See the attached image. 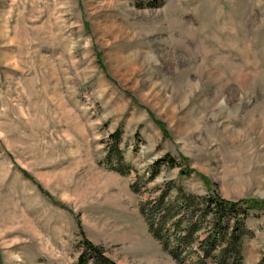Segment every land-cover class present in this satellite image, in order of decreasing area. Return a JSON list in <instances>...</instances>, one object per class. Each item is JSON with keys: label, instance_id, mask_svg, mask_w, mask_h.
Wrapping results in <instances>:
<instances>
[{"label": "rangeland", "instance_id": "1", "mask_svg": "<svg viewBox=\"0 0 264 264\" xmlns=\"http://www.w3.org/2000/svg\"><path fill=\"white\" fill-rule=\"evenodd\" d=\"M177 189L264 199V0H0V264H72L83 236L170 264L139 206L171 200L167 226ZM250 212L243 264H264Z\"/></svg>", "mask_w": 264, "mask_h": 264}, {"label": "trees", "instance_id": "2", "mask_svg": "<svg viewBox=\"0 0 264 264\" xmlns=\"http://www.w3.org/2000/svg\"><path fill=\"white\" fill-rule=\"evenodd\" d=\"M172 159L170 156H163L155 160V163L163 161L172 165L174 163ZM104 160L109 167L120 172L127 170V163L123 162V156L120 152L115 156H110L109 152H106ZM113 161L120 165H115ZM121 165H124V170ZM179 171L183 173L186 169L179 168ZM180 191L179 189L176 190V196L172 201L183 205L182 213H169L171 221L167 226H165V218L169 212L167 204L171 200H168L167 204L155 212L146 211L142 205L139 206V212L143 216L151 236L173 259L178 260L181 255L179 245L181 243L191 244L193 242L191 240L195 238V233L208 227L206 236L197 240L198 249L195 250V255H197L198 262L209 264L207 259L210 258V264H243L242 245L246 231L245 219L250 215L251 210L264 207V199L257 197L229 199L221 196L218 192H210L198 196V202H194L190 198V203L184 201L185 198L191 196L190 193ZM158 199H162V194L157 196V202ZM194 203L203 205L200 208V213L195 212ZM183 211L186 215H183ZM207 214L211 216L204 224L202 216ZM180 223L183 225L181 228H179ZM178 228L181 229V232H177ZM160 230L162 231L160 232ZM81 243H83L82 248L72 264H119L106 255L100 245L93 243L88 238L83 236Z\"/></svg>", "mask_w": 264, "mask_h": 264}, {"label": "crops", "instance_id": "3", "mask_svg": "<svg viewBox=\"0 0 264 264\" xmlns=\"http://www.w3.org/2000/svg\"><path fill=\"white\" fill-rule=\"evenodd\" d=\"M160 246H161V245H160ZM161 248H162V246H161ZM162 249H163V248H162ZM163 252H164L165 257H169V256H170L169 253H168L166 250L163 249ZM170 264H174V261L172 260V258H171V262H170Z\"/></svg>", "mask_w": 264, "mask_h": 264}]
</instances>
